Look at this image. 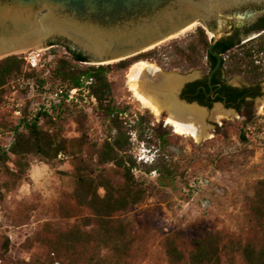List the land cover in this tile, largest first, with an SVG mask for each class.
Returning <instances> with one entry per match:
<instances>
[{
	"label": "rangeland",
	"instance_id": "obj_1",
	"mask_svg": "<svg viewBox=\"0 0 264 264\" xmlns=\"http://www.w3.org/2000/svg\"><path fill=\"white\" fill-rule=\"evenodd\" d=\"M197 27L212 38L197 22L143 51L104 63L111 66L107 77L128 136L127 153L136 161L133 174L143 189L139 201L102 218L74 195L75 155L89 162L93 176L102 173L114 185L124 181L112 162L97 161L96 149L115 130L99 113L84 82L71 99H64L58 115L53 112L51 121L40 120L42 128L66 140V152L52 159L29 153L19 159V169L17 157L10 154L5 163L9 172L0 165V264H191L196 241L210 233L218 236L219 262L215 264H247L241 247L264 244V109L249 104L240 116L212 124L209 136L196 141L177 133L166 119L144 107L129 88V68L139 61L158 65L165 72L205 74L203 67L165 68L171 44L189 41ZM150 49L159 51L161 65L138 57ZM60 56L72 59L66 49L54 44L44 51L37 69L27 68L25 62L24 69L40 73ZM257 59L264 66L263 55ZM120 60H130V64L118 65ZM71 61L79 67L93 64ZM225 79L233 85L250 83L242 74L225 75ZM259 82L261 96L264 78ZM42 91L23 76L4 85L2 147L12 139L25 108L28 114L43 110ZM11 98L20 104L21 118L13 115ZM156 161L168 170L145 169ZM97 192L102 196L104 189L99 187ZM170 244L179 257L168 252Z\"/></svg>",
	"mask_w": 264,
	"mask_h": 264
},
{
	"label": "trees",
	"instance_id": "obj_2",
	"mask_svg": "<svg viewBox=\"0 0 264 264\" xmlns=\"http://www.w3.org/2000/svg\"><path fill=\"white\" fill-rule=\"evenodd\" d=\"M212 38H209L202 27H197L192 39L185 43L173 42L167 51L168 58L166 69L180 68L182 70L203 67L206 75L217 61V56L209 52V45ZM221 63L217 70L223 71L224 75L242 74L249 82H259L264 78V66L256 61L259 55L264 57V33L247 40L223 53H218ZM227 60H224V55ZM71 58L60 56L53 60V65L46 66L44 71L37 73L34 70L24 69V60L17 54L0 58V101L2 100L3 87L10 79L19 78L31 79L41 90H47L53 86H63L67 91L73 87H80L85 80H90L87 84L90 95L96 102L99 113L106 118L115 134L111 139H106L97 149L96 156L99 163L112 162L119 169L123 177L121 185H114L108 177L99 173L93 176L90 172L89 162L79 155L74 156V195L82 204L89 206L97 216L108 217L114 211L126 209L130 204L139 201L143 194V189L136 183L133 168L136 167L135 159L127 153L128 136L123 130L121 121L118 118V108L113 102L111 87L107 77L110 64H90L79 67L75 62L80 61L71 53ZM139 58L154 59L161 65L162 56L155 49L147 50L138 56ZM205 58V62L203 61ZM130 60H120L118 65L127 66ZM164 68V67H163ZM51 84L47 86V82ZM221 94H217L214 99L204 101L198 99V103L211 107L214 101H220L226 107H231L242 94L241 90L229 88L223 85L220 88ZM65 95L61 97L57 106H52L51 111L38 110L33 114H28L24 109L23 117L13 128V136L8 145L4 148L0 145V165L9 172L6 166L10 154L16 159V167L20 168V160L29 153L39 154L47 159L55 158L60 153L66 152V140L56 133L42 128L40 120L46 118L52 120L51 113L58 115L64 104ZM163 139V138H162ZM147 171L156 170L161 173L163 169L168 170L163 163L155 162L145 168ZM17 173V172H16ZM17 175V174H16ZM20 178V176L18 175ZM102 187L104 194L100 196L97 189ZM168 252L179 257L178 251L170 244ZM243 258L247 264H264V244L256 247L251 243H246L241 247ZM219 248L218 236L210 233L196 241L194 250L190 254L191 264L218 263Z\"/></svg>",
	"mask_w": 264,
	"mask_h": 264
},
{
	"label": "water",
	"instance_id": "obj_3",
	"mask_svg": "<svg viewBox=\"0 0 264 264\" xmlns=\"http://www.w3.org/2000/svg\"><path fill=\"white\" fill-rule=\"evenodd\" d=\"M194 22L212 34L209 52L217 61L210 79L221 63L218 53L264 31V0H0V58L59 44L80 61L104 64L156 45ZM180 86L174 91L178 102L210 109L180 99ZM263 95L255 98V108ZM215 104L240 116L223 102Z\"/></svg>",
	"mask_w": 264,
	"mask_h": 264
},
{
	"label": "bare ground",
	"instance_id": "obj_4",
	"mask_svg": "<svg viewBox=\"0 0 264 264\" xmlns=\"http://www.w3.org/2000/svg\"><path fill=\"white\" fill-rule=\"evenodd\" d=\"M194 22L182 29H189ZM179 32V33H180ZM128 84L141 104L149 108L157 116H163L167 109V122L174 130L182 135L190 136L196 141H202L209 136L212 124L209 120L220 122L224 118H231L234 113L223 109L219 104L211 110L194 104H183L175 99L174 91L186 78L176 73H165L153 63L139 61L134 63L128 71ZM258 104V105H257ZM259 111L264 109V95L257 103Z\"/></svg>",
	"mask_w": 264,
	"mask_h": 264
},
{
	"label": "flooded vegetation",
	"instance_id": "obj_5",
	"mask_svg": "<svg viewBox=\"0 0 264 264\" xmlns=\"http://www.w3.org/2000/svg\"><path fill=\"white\" fill-rule=\"evenodd\" d=\"M263 33L264 31L256 34L255 36L247 40L257 37ZM178 73L179 75L186 77L181 83L178 96L180 99H183L188 102H191V101L198 102L199 98L204 101L212 100L217 94H221L220 88L223 87V85L228 86L229 88L241 90L242 94L240 95V97H238L236 101L232 102L231 104V107L236 109L238 113H242L249 104H252V103L254 104L255 98L258 97V95H260V91H261L260 82H250V83H244L241 85L230 84L226 81L223 71H219L217 69L213 72L210 79L208 78L209 73L207 75L200 73L198 71L197 73H194L191 75H184L182 72H178ZM211 107H208V108H211ZM161 117H163V120L166 119L167 117L166 108L163 112V116ZM242 117L244 118L243 115ZM169 124L173 127L171 123Z\"/></svg>",
	"mask_w": 264,
	"mask_h": 264
},
{
	"label": "built area",
	"instance_id": "obj_6",
	"mask_svg": "<svg viewBox=\"0 0 264 264\" xmlns=\"http://www.w3.org/2000/svg\"><path fill=\"white\" fill-rule=\"evenodd\" d=\"M53 46L54 44L38 49V50L31 48V49L20 52V53H27V55H24L22 57L25 62L26 67L29 69H37L41 65V59L43 57L44 51L51 49ZM84 82L88 84L90 80H85ZM80 87H73L65 91L64 87L59 85V86L54 87L52 90H49V89L43 90L41 93L42 109L46 111H51L52 106L56 105V103H59L63 95H65V100H69L74 96L75 93H77L78 90H80ZM9 106L11 107L13 115L15 117L17 118L22 117L21 106L18 102L15 103L13 98L9 100Z\"/></svg>",
	"mask_w": 264,
	"mask_h": 264
}]
</instances>
